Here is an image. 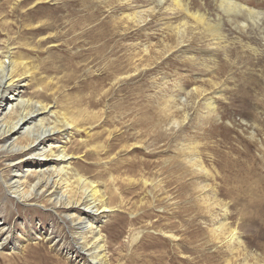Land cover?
Returning <instances> with one entry per match:
<instances>
[{"label": "rangeland", "instance_id": "obj_1", "mask_svg": "<svg viewBox=\"0 0 264 264\" xmlns=\"http://www.w3.org/2000/svg\"><path fill=\"white\" fill-rule=\"evenodd\" d=\"M180 1L220 22L225 42L172 0H0V55L19 51L26 71L7 96L47 105L38 128L56 132L39 147L69 153L72 194L81 195L79 176L107 193L113 211L96 214L85 234L101 264H264V0H237L258 12L249 19L227 16L219 0ZM1 151L6 184L36 161ZM9 192L0 180V264H91L76 221Z\"/></svg>", "mask_w": 264, "mask_h": 264}, {"label": "bare ground", "instance_id": "obj_2", "mask_svg": "<svg viewBox=\"0 0 264 264\" xmlns=\"http://www.w3.org/2000/svg\"><path fill=\"white\" fill-rule=\"evenodd\" d=\"M172 2L174 3V5L180 7L185 13L190 14L197 22L201 23L206 28V31L209 33V35L212 36L211 41H214V43L216 44H223L225 42L226 37L222 35V32L220 31L221 30L219 25L220 22H217L214 26H212L213 24H210L202 13H198V12L190 13L180 0H172ZM219 7L223 12L227 14V16L231 17V15H233V17H231L232 19L236 18L237 12L242 13V15H245L246 17L247 16L250 17L253 14L255 16L258 13L257 11L249 8L245 4L238 2L237 0H219ZM257 16L259 17V15ZM256 19L258 21V18ZM258 23L259 22H257V24ZM36 30L43 31V27L42 28L38 27ZM19 53H20L19 51L14 52L12 50V47L7 46L6 51H3V55H0V100H1L0 105L4 106L3 112L0 115V151L3 150L7 156H8L7 153H11L12 151L18 152L19 154L21 153L20 155L21 157L34 156V160H36L37 162L35 161L34 163L29 164L25 168V170H23V172L22 171L17 172L15 170L14 172H16V178L10 184H6L5 182L6 180H4V177L2 176L1 172H0V180L4 188L6 187L7 191L8 190L11 191L9 192V195L15 198V200L19 202L20 201L28 202L29 205L35 204L38 207L45 206L43 202L51 203L52 205L50 209L54 213L66 214V216L72 221L71 223H74L76 221L80 225L77 226L78 230L76 231L77 236L81 241L78 248H81V251L87 252L86 255L88 254L89 257L91 256L89 259L91 264H101L100 261L98 260L99 258L98 259L96 258L98 256L97 253L96 254L94 253L97 249V246L96 245L93 246L94 251L90 253H88L89 251L88 248L84 247L86 246L85 234L89 235L90 233H92L93 228L96 227L95 225L96 218H98L95 216L96 214L99 215L103 212L113 211L109 202L107 203L108 196L107 198H105V195L107 193L105 192V190L103 192H99L98 189L95 188L96 186L94 185L93 181L86 180L85 178L82 179L79 176L77 180L83 185V187L80 186V188L82 189V190L80 189L81 191H79L81 195H79L78 192L72 194L71 190L68 188V184L66 183L67 178L66 179L63 178V175H66L68 171L67 166H69V164H66L67 166H62L65 160H67L70 157L68 155L69 153L65 151V148H61L60 150H57L56 148V152H55L51 144L47 145L46 147L44 146L39 147L42 144L41 142L45 135L47 134L49 135L56 132L52 127L39 129L40 128L39 124H41L42 120L40 118L37 119L36 117L39 115L38 113L39 111L46 110L48 108L47 105L45 104L43 105L40 102H33V104L29 105L27 104L28 100L25 99L24 100L21 99L16 102H11V98L13 96L11 97L7 96L8 88L14 86L16 84V81L20 79V77L23 74L26 73V71L23 69V67L25 66L24 61L18 59L21 57V56L18 57ZM34 103L36 106H34ZM19 104L22 105H20V108H17V105ZM206 104L209 110L215 111V107L212 106V100H208ZM35 118L37 119L38 123L36 125H29L31 121H33ZM71 124L73 123L71 122ZM16 133H22L23 137H26L27 140H25V142L15 141V140L12 143L2 142L1 137L2 138L3 136L9 137ZM112 134H113L112 130H107V134L105 137L106 145L103 146L99 144V142H97L93 146L94 148H97L98 146L99 147L103 146L102 150L105 152L106 157H108L105 159L106 161L113 160L115 155L113 153L114 147L109 144V140L112 139ZM252 137L253 138L255 137L254 133H252ZM136 143H139V141H137ZM136 143L133 144L131 143L125 147L130 149L134 147ZM259 146L261 147V144H259ZM56 159H58V161ZM106 161H104L105 164L108 163ZM194 163L195 164L198 163L199 165L203 166L201 162L195 158H194ZM5 164L6 165L13 164V159H6ZM35 167L39 171L43 170L44 168L46 171L49 169L50 172L49 171L47 172L45 171L46 173L42 172L43 174H41V176L37 175L38 178L33 183L27 185L28 176L30 175L31 177V175L34 174V171L37 170V169L34 170ZM48 188L50 189L49 191ZM115 190L118 191L117 188H115ZM44 192L46 193L45 195ZM117 195H119L118 192ZM30 200H32V202H30ZM79 206H81L80 210H75L74 212L69 213L71 211L70 210L71 208H78ZM222 208L224 210V214H226L227 208L225 204H222ZM219 224L221 230L223 229V234L226 235L225 233H227V236L225 237L227 243L233 245L234 246L233 248L235 247L238 248L242 244V242L240 237L237 235V231L235 230V228L234 227L228 228L227 224L224 222V217L221 220H219Z\"/></svg>", "mask_w": 264, "mask_h": 264}]
</instances>
